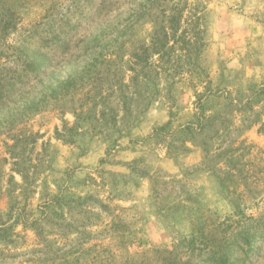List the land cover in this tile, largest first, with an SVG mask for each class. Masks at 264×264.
<instances>
[{"label": "rangeland", "instance_id": "1", "mask_svg": "<svg viewBox=\"0 0 264 264\" xmlns=\"http://www.w3.org/2000/svg\"><path fill=\"white\" fill-rule=\"evenodd\" d=\"M128 26L0 114V264H264V0Z\"/></svg>", "mask_w": 264, "mask_h": 264}, {"label": "trees", "instance_id": "2", "mask_svg": "<svg viewBox=\"0 0 264 264\" xmlns=\"http://www.w3.org/2000/svg\"><path fill=\"white\" fill-rule=\"evenodd\" d=\"M174 2L0 0V114L7 110L14 118L19 113L27 115L37 111L46 102L47 93H43L39 100H24L22 107L14 109L17 99L23 98L27 88L37 82L43 83L68 56L76 55L75 64L82 62L87 55L92 58L85 62L97 63L93 55L98 50L110 52V47L118 39L108 42L111 36L123 37L129 31L130 22L138 24L146 18H153ZM127 5H131L128 11L125 9ZM29 13L33 14L31 19L26 17ZM111 17L118 19L122 26L112 29ZM27 18L29 21L25 24ZM27 93L30 95V91ZM4 126L7 127L3 124L0 128Z\"/></svg>", "mask_w": 264, "mask_h": 264}]
</instances>
